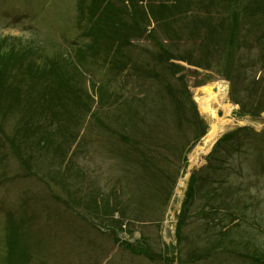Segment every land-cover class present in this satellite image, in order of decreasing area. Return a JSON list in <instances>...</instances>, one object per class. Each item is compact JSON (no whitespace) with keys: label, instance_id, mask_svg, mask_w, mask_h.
I'll return each mask as SVG.
<instances>
[{"label":"rangeland","instance_id":"374dc122","mask_svg":"<svg viewBox=\"0 0 264 264\" xmlns=\"http://www.w3.org/2000/svg\"><path fill=\"white\" fill-rule=\"evenodd\" d=\"M77 1L0 0V41L7 40L1 48L2 53L12 48L17 49L18 46L14 47L18 45L14 40L16 39L24 45L32 46L35 51L36 47H40L43 57H40L39 62L43 58H74L78 47L91 43L81 36L83 31L78 25ZM202 2V6L199 2L192 6V13L186 16L188 22L196 15L203 14L207 1ZM210 10L214 11L215 7ZM153 27L154 25L148 26L144 38L137 41L133 48V56L140 55L142 62L152 58V54L158 49L149 39ZM173 35L178 36V33ZM158 36L166 39L164 34ZM189 38L190 34L179 35L180 40H175L179 44V51H175L176 53L195 47ZM186 41H189L188 45H185ZM171 45L169 43V49L172 48ZM238 55L247 59L245 66L257 62L247 76L249 81L258 80L262 74L259 61L261 53L255 48H245ZM178 64L188 71L197 70L200 73L197 79L187 73L188 89L200 118L207 126L206 134L209 121L197 103L198 92L217 82L227 84L228 101L234 106L231 116L237 121L227 132H235L237 137L231 145L225 147L226 152L221 154L225 158L218 164L222 166L221 169H206L207 157L213 148L199 161L192 160V155L201 146L202 140L197 142L193 127L183 125L181 130L177 128L175 110L170 100L166 99L163 103H158V108L155 109L161 123L159 122L160 132L157 134L156 144L152 148L155 150L156 163L167 170V176L175 180V186L168 202L158 199L168 194V186L162 193L157 189L159 194L155 193L153 182L137 179L134 165L121 160L118 141L115 137H109L106 132V126H109L107 116L110 112L118 113V107L110 110L106 105L102 110L94 88L101 84L126 97L140 95L134 99V103L138 105L139 100L145 99L144 91L152 89L146 94L153 95L158 90V85L136 78L130 67L123 74L115 76L100 58L95 62L87 59L82 69L84 75L78 77L77 81L86 86L85 90L92 96L93 104L86 97L85 102L91 103L90 111L92 114L96 113L105 122V126L99 124L91 112H83L85 119L77 129L74 143L56 139L58 145L66 144L64 148L69 150V161L53 173L56 182L45 183L29 176L2 141L3 138H0V174L5 179L0 183V252L5 247L8 221L14 218L24 221V227L28 231L33 257L31 264H253L246 256L255 252L264 261V112L259 119L239 116L240 112L258 105L256 102L254 105L249 104L252 100L243 91L249 82L243 85L242 81L234 77L235 90L232 93V85L227 77L229 74L224 72L222 61L219 63L214 59L209 70L196 69L182 62ZM28 77L26 70L19 73L22 80ZM40 78L43 81L54 79V76L41 75ZM61 78L67 80L66 76ZM199 80L208 82L195 87V82ZM64 81L62 94L71 89L68 87L70 82ZM262 85L264 87L263 83ZM122 99L120 97L118 100ZM142 104L144 103L140 101V105ZM140 109L142 110V106ZM14 122L13 115L5 120L3 130L6 135L12 134ZM115 127H118V123ZM243 128L250 131L239 130ZM153 142L154 138L146 142V145L150 147ZM233 145L234 150L231 149ZM165 157L169 163L164 161ZM217 162L219 161L212 164ZM43 166L47 167L46 163ZM193 173L209 177L197 192L193 204L191 202L189 205L178 242L177 217ZM93 192L100 199L102 195L111 204L110 211L104 207L103 210L96 209L100 211V216L96 215L105 221L104 224L97 221L90 211L75 207V202L83 206ZM68 202L69 206L66 204ZM105 210L107 213L102 214ZM115 219L124 220V232L115 230L119 228L116 227L118 224L114 226L110 222ZM120 241L132 244L138 252L120 246ZM139 247L147 249L149 255L139 253Z\"/></svg>","mask_w":264,"mask_h":264},{"label":"trees","instance_id":"16d2710c","mask_svg":"<svg viewBox=\"0 0 264 264\" xmlns=\"http://www.w3.org/2000/svg\"><path fill=\"white\" fill-rule=\"evenodd\" d=\"M205 1L207 5L204 7L202 16L198 14L188 22L186 16L192 13L190 9L195 2H199L202 6V0H174V2L78 0L79 24L87 21L88 30L84 35L90 38L91 44L78 47L72 59L43 58L39 62L40 57H43L42 49L36 47L35 51L32 46L24 45L16 39L14 40L18 45L14 47L18 46V48L2 53L1 48L7 40L0 41V138H3L2 141L17 158L21 168L29 176L36 177L42 182H56L54 171L57 168L60 170L69 161V150L64 148L66 144L58 145L56 139L61 138V141L74 143L77 129L81 121L85 119L83 112L92 114L90 111L92 96L88 90H85L86 86L78 83L77 80L84 75L82 69L87 59L95 62L97 58H100L115 76L123 74L130 67L136 78L143 82H154L159 87L155 94L150 96L146 93L153 91L152 89L144 91L145 99L139 100L138 105L134 103V99L140 95L133 94L126 97L101 84L94 88L102 110L106 108V105L110 110L115 106L118 107V113L109 111L107 116L109 126H106V132L109 137H115L118 141L120 147L118 153L121 160L126 164L134 165L137 179L153 182L155 193L159 194L157 190L162 193V190L164 191L168 186L166 191L168 194L158 198L165 203L168 202L174 190L175 180L167 176V170L158 166L154 155L155 150L152 148L160 132L158 126L161 118L155 110L158 108L157 104L163 103L166 99L170 100L177 117V128L181 130L183 125L193 127L196 130L197 142L204 137L207 130L188 89L187 73L195 79L200 73L197 70L188 71L183 65L178 64L179 62L196 69L209 70L214 59H217L219 63L222 61L224 72L229 74L227 77L232 85V93L235 90L234 77L242 81L243 85L249 82L243 91L249 94L253 102L249 104L254 105L256 102L258 105L256 108L240 112L239 116L259 119L264 112V90L260 91L264 89L262 85L264 84V0ZM211 7H215V10H210ZM152 25L154 27L151 29L149 39L157 45L158 49L152 54V58L142 62L140 55L133 56V48L137 41L144 38L148 26ZM175 33H178V36H174ZM159 34H164L166 39H161ZM187 34H190L189 41L195 44V47H188L183 53H176L175 51H179V44L175 40H180L179 35L181 37ZM189 41H186L185 45H188ZM168 42L172 44L171 49L168 48ZM245 48L250 50L255 48L261 53L259 61L262 74L256 81H249L250 78L247 75L252 72V66L256 67L257 62L245 66L247 59L238 55V52ZM23 70L29 74L25 80L19 78V73ZM41 75H53L54 79L48 78L42 81ZM62 76L67 77L70 82L68 87H71L69 92L63 94L62 89L65 85ZM67 80L64 82H68ZM207 82L206 80L196 81L195 87H201ZM85 97L91 103L85 102ZM120 97L123 99L118 100ZM140 101L144 104L140 105ZM11 115L15 117L13 131L12 134L6 135L3 124ZM92 116L99 124L105 126V122L96 113ZM116 123L118 127H115ZM239 130L250 131L247 128ZM236 137V133L232 132L220 139L207 159L206 169H221L222 166L218 164L225 160L224 155L221 154L226 152L225 147L231 145ZM153 138L154 142L148 147L146 142ZM234 147L235 145L231 149L234 150ZM218 155L221 156L218 158ZM164 161L169 163L166 157ZM184 161H186L185 157ZM216 161L219 162L213 165L212 163ZM44 163L47 167L43 166ZM208 177L193 173L190 178L178 216L176 231L178 242L186 222L189 205L191 202L193 204L197 192ZM4 180L0 174V183ZM88 197L83 206L75 202V207L90 211L97 221H102L104 224L105 221L97 216H100V211L96 209L103 210L104 207L110 211V202L105 201L102 195L100 199L96 192ZM69 203L66 204L69 206ZM238 203L240 204L241 201ZM104 213H107V210L102 212ZM123 221L115 219L110 222L114 226L118 224L116 227L119 228L115 230L124 232ZM8 226L5 247L1 250L4 253L0 252V264H31L33 259L31 244L24 221L11 218ZM116 241L119 242L117 237ZM120 244L132 252H138L135 246L127 241H122ZM138 249L142 255H149L147 249L142 247ZM258 255L255 252L247 254L246 257L253 264H264L263 258Z\"/></svg>","mask_w":264,"mask_h":264},{"label":"bare ground","instance_id":"6f19581e","mask_svg":"<svg viewBox=\"0 0 264 264\" xmlns=\"http://www.w3.org/2000/svg\"><path fill=\"white\" fill-rule=\"evenodd\" d=\"M227 88V84L224 82H217L201 88L198 92L196 100L202 114L209 121V130L202 140L201 146H198L192 155L194 162L206 156L216 141L237 122L231 116L234 106L228 101ZM218 110L224 112L223 118L218 116Z\"/></svg>","mask_w":264,"mask_h":264},{"label":"water","instance_id":"95a60500","mask_svg":"<svg viewBox=\"0 0 264 264\" xmlns=\"http://www.w3.org/2000/svg\"><path fill=\"white\" fill-rule=\"evenodd\" d=\"M214 91L216 92L217 90L215 89ZM223 114H224V112L222 110H220L219 113H218L219 117H222Z\"/></svg>","mask_w":264,"mask_h":264}]
</instances>
